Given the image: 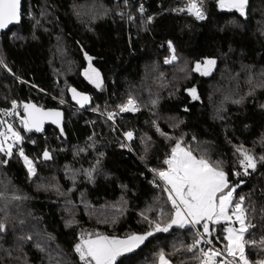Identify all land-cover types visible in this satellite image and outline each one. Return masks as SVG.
<instances>
[{"label":"trees","instance_id":"trees-1","mask_svg":"<svg viewBox=\"0 0 264 264\" xmlns=\"http://www.w3.org/2000/svg\"><path fill=\"white\" fill-rule=\"evenodd\" d=\"M186 2L23 0L21 23L0 34V110L15 102L24 119V105L34 103L62 109L65 120L62 133L12 126L22 140L11 157L0 153V264H81L75 245L89 234H143L152 227L145 215L168 222L172 206L155 176L177 142L219 162L233 203L244 198L254 225L245 238L256 244L245 254L253 264L264 259V0H248L245 16L203 0L202 21L180 11ZM207 59L214 70L201 76L195 64ZM90 65L99 88L84 77ZM70 88L91 95L92 106L74 107ZM130 98L134 114L120 110ZM108 112L119 114L115 127L102 118ZM0 125L7 132L9 123ZM119 131L134 133L130 149ZM240 146L256 160L247 175ZM227 223L206 234L224 254ZM195 239L193 226L173 225L116 264H159L161 251L170 264H200L187 250Z\"/></svg>","mask_w":264,"mask_h":264},{"label":"snow or ice","instance_id":"snow-or-ice-1","mask_svg":"<svg viewBox=\"0 0 264 264\" xmlns=\"http://www.w3.org/2000/svg\"><path fill=\"white\" fill-rule=\"evenodd\" d=\"M202 3L203 0H189L187 5V11L197 20L205 19V14L200 6ZM217 4L220 9L235 11L240 16H245L248 0H217ZM184 10L180 9V11ZM20 21L21 0H0V30ZM169 48L172 49L171 43H169ZM86 58L91 59L90 57ZM174 59H176L175 55L171 59H165V63H171ZM204 64L205 71L202 74L206 75L209 67L214 65L215 61L207 60ZM200 69L201 65L197 64L196 70L199 71ZM85 76L96 87L101 86L100 74L91 65L89 70L85 72ZM72 91L73 99L78 98L77 102L81 106L88 101L87 96L77 93L75 89ZM190 93L193 99L197 98L195 89H191ZM15 108L16 105L13 102V110L11 112L6 111L5 115H14ZM120 110L122 112L134 111L136 106L130 98L126 105L120 107ZM24 113L22 124L26 131H31L33 128L36 131H41L46 119H51L53 123H59L58 118L61 115L55 111H43L33 104H25ZM108 118L111 119L112 115L109 114ZM125 135L127 139H132L133 134L131 132ZM9 140H12V143H8ZM21 140L20 134L9 124L7 132L0 131V153L11 157L13 144L19 143ZM237 150L243 157L240 164L244 168V174L247 175L249 168L255 170L256 160L243 146ZM19 155L24 158L29 175H34L35 168L32 161L24 156L23 149L20 150ZM43 156L45 160L50 159L47 151L43 153ZM260 159L264 160V156ZM0 163L6 164L7 161H0ZM164 163L167 165V170L159 171L157 175L163 181V191L167 193L172 206L171 219L166 223H161L153 221L145 215L144 220L152 226L150 230L143 234L132 233L126 238L108 237L100 234L92 238L89 234L87 239L81 238L80 243L75 245V251L79 255L81 264H116L117 257L139 248L154 232H167L173 225H178L181 228L185 225L193 227L201 225L203 234L197 232V239L187 247V250L192 252L194 249H199L200 264H225L224 259H217L222 257L221 250L200 248L202 241L199 239L201 235H210L215 231L214 228H210V223L215 225L221 221L239 224L238 228L227 227L224 229L227 233L224 236V240L227 241L224 252L226 256L232 258L227 261V264H250L245 254V247L247 244L255 245L256 241L246 240L245 233L254 225L247 222L246 210L242 206L244 198L241 197L239 202L233 203L235 188L229 187L227 176L220 168L219 162L214 165L204 157L197 158L192 151L181 147V143L177 142L171 150V156L165 159ZM226 189L228 190L225 191ZM13 199H19V197H13ZM5 230L4 224L0 223V232ZM204 243H211V241H204ZM260 244L264 246V240H261ZM158 259L159 264H170L163 251L158 253ZM255 264H264V259L256 261Z\"/></svg>","mask_w":264,"mask_h":264},{"label":"built area","instance_id":"built-area-1","mask_svg":"<svg viewBox=\"0 0 264 264\" xmlns=\"http://www.w3.org/2000/svg\"><path fill=\"white\" fill-rule=\"evenodd\" d=\"M188 3H189V0H187L186 4L184 5V9H185L184 12L187 13L188 15H190L191 17L195 18V16L189 14V12L187 11V5H188ZM195 19H196V18H195ZM196 20H197V19H196ZM198 21H202V20H198ZM15 105H16V108H15V114H14V115H5V112H6V111H7V112H11V111L13 110V105H12L10 108H8V109H2V110H0V118H1V122L9 123L10 125L14 126V127H15L16 129H18V130H25L24 127H23V124H22L23 119H21V118L19 117V115H18V112H19V106H18L17 104H15ZM78 110H79V111H82V109H80V108H78ZM123 112L134 114V113L136 112V110H134V111H123ZM109 114L112 115V118H111V119L108 118V117H109ZM118 116H119V114H117V113H114V112H108V113H106L105 115H102V118H103L105 121L111 123V124L115 127L114 118H115V117H118ZM0 131H4V132H6V129L0 125ZM129 132H130V131H129ZM119 133H120V135H121V137H122V139H123V141H124V145H125V147H127V148L130 149V148H131V144H130V140L126 138V135H125L126 133H123V132H120V131H119ZM127 133H128V132H127ZM131 133L133 134V136H132V139H133V138H134V133H133V132H131ZM155 179H156L157 182H160V183L162 182V181L159 179L158 176H155ZM152 186H153V187H157V183H156V182L152 183ZM194 231H195L196 233H197V232H200L201 234H203V232L198 231L196 227H194ZM199 239H201V241H202V243H201V245H200V248H203V249H205V250H207V249H218V248L215 247L212 243H204V241H210L208 235H206V234L201 235V236L199 237ZM194 251L196 252V254L198 255V258H199V256H200L199 249H194ZM221 252H222V251H221ZM217 259H218V260H219V259H224L225 264H227V261H228V260H231L232 258L226 256V254H224V253L222 252V257H218Z\"/></svg>","mask_w":264,"mask_h":264},{"label":"water","instance_id":"water-1","mask_svg":"<svg viewBox=\"0 0 264 264\" xmlns=\"http://www.w3.org/2000/svg\"><path fill=\"white\" fill-rule=\"evenodd\" d=\"M22 6H23V0H21V15H22ZM21 21H22V16H21ZM21 21L19 22V23H15V24H12V25H10L8 28H6V29H3V30H0V34L1 33H4V32H7L8 30H10L11 28H13V27H16V26H18L20 23H21ZM73 89H75V88H70V89H68V97H69V101H70V103L74 106V107H76V108H80V109H88V108H90L91 106H92V96L91 95H89L88 93H83V92H80V91H78L77 89H75V91L77 92V93H79V94H81V95H84V96H87L88 97V101L86 102V103H84V105L83 106H81V104L80 103H78L77 102V99H73ZM28 104H33V105H35V106H37L36 104H34V103H28ZM37 107H39V106H37ZM39 108H41V107H39ZM43 111H55V112H59L61 115H60V117L58 118V120H59V123H53L52 121H51V119H46L45 120V122H44V124H43V126H42V130L41 131H36L34 128L31 130V132L32 133H34V134H36V135H43L44 133H45V131H46V129L47 128H49V127H51V128H53L54 130H56V131H58V132H60V133H62L63 131H64V120H65V113H64V111L62 110V109H59V108H54V109H43V108H41ZM23 112H24V107H23ZM24 115H25V113H24Z\"/></svg>","mask_w":264,"mask_h":264},{"label":"rangeland","instance_id":"rangeland-1","mask_svg":"<svg viewBox=\"0 0 264 264\" xmlns=\"http://www.w3.org/2000/svg\"><path fill=\"white\" fill-rule=\"evenodd\" d=\"M207 60H213V59H207ZM207 60H204V61H202V62H200V63H196L195 64V71H196V73H198L199 75H201V76H209L212 72H213V70H214V67H215V64L214 65H212V66H210L209 67V70H208V74H206V75H204V74H202V72H204L205 71V64H204V62L205 61H207ZM197 64H200L201 65V69L199 70V71H197L196 70V65ZM89 70V66L86 68V70L84 71V77L88 80V82H89V79L85 76V72L86 71H88ZM99 79H100V77H99ZM100 81H101V79H100ZM92 85H94L95 86V84H93V83H91ZM8 128V127H7ZM14 129V128H13ZM15 130V129H14ZM16 131V130H15ZM17 132V131H16ZM31 132V131H30ZM8 143H12V140H9L8 141ZM21 143V141L19 142V143H16V144H13V148L16 146V145H19ZM13 148H12V150H13ZM22 159H23V162H24V158L22 157ZM25 164V163H24ZM26 166V165H25ZM34 167V166H33ZM235 218L233 217V220H234ZM221 222H225V221H221ZM211 225H213V224H211L210 223V226ZM174 226H178V225H174ZM186 226H188V225H185L184 227H186ZM227 227H236V228H238L239 227V224H237V223H227L226 224V228ZM203 228V227H202ZM227 234V233H226ZM95 238V237H94ZM137 249V248H136ZM136 249H134V250H136ZM133 250V251H134ZM128 253H130V252H126V253H124V254H128ZM124 254H122V255H124ZM250 264H253V263H250Z\"/></svg>","mask_w":264,"mask_h":264}]
</instances>
